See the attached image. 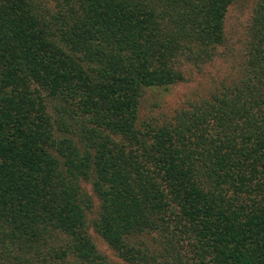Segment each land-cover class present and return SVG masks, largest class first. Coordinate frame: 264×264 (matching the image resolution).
Wrapping results in <instances>:
<instances>
[{
    "label": "trees",
    "instance_id": "16d2710c",
    "mask_svg": "<svg viewBox=\"0 0 264 264\" xmlns=\"http://www.w3.org/2000/svg\"><path fill=\"white\" fill-rule=\"evenodd\" d=\"M234 1L0 0V264H113L91 231L125 264H264V0L229 49Z\"/></svg>",
    "mask_w": 264,
    "mask_h": 264
},
{
    "label": "rangeland",
    "instance_id": "374dc122",
    "mask_svg": "<svg viewBox=\"0 0 264 264\" xmlns=\"http://www.w3.org/2000/svg\"><path fill=\"white\" fill-rule=\"evenodd\" d=\"M253 0H235L226 14L225 28L230 44L229 49L240 45L244 36ZM216 59L204 66L200 71L190 69L186 80L169 86L147 88L141 99L139 117L141 120L151 116H169L175 109L187 100L204 94L219 80L226 78L232 72L233 61L228 51L222 50ZM83 191L93 203L91 217H95L98 210V200L94 196L88 181L81 183ZM91 236L99 251L113 264H125L109 246L93 231ZM141 241L154 246L151 237H143Z\"/></svg>",
    "mask_w": 264,
    "mask_h": 264
}]
</instances>
